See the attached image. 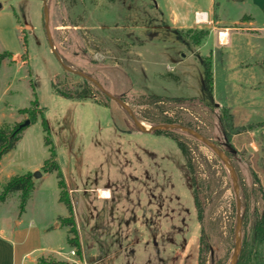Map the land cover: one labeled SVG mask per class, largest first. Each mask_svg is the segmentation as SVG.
<instances>
[{
    "label": "rangeland",
    "instance_id": "obj_1",
    "mask_svg": "<svg viewBox=\"0 0 264 264\" xmlns=\"http://www.w3.org/2000/svg\"><path fill=\"white\" fill-rule=\"evenodd\" d=\"M46 2L49 35L67 67L96 80L125 103L141 125L171 118L191 125L228 154L238 176L241 239L249 242L251 228L264 210V120L226 142L220 107L214 101L222 92L220 73L217 70L213 98L205 76L206 48L198 50L199 44L191 41L202 40L206 29L171 22L164 14L163 0ZM217 2V13L230 19L241 12L225 0ZM4 52L15 58H6L0 67L1 125L25 121L27 115L18 110L33 109L34 99L42 113L25 126L14 148L3 156L0 193L10 172L30 173L39 180L33 174L43 171L33 168L51 157L64 183L111 188L107 200L87 190L69 193L66 188L79 247L68 242L73 233L68 232L70 226L60 224L61 218L57 219L60 227H48V235L59 251L75 261L42 258L44 264H198L199 259L205 264H228L234 246L235 194L228 169L212 151L182 131H164L188 148L190 174L172 139L139 131L118 103L90 81L63 69L47 42L43 0H0V54ZM7 84L9 93L4 92ZM84 91L87 96L76 99ZM155 95L160 102H151ZM248 114L252 122L262 116ZM53 181L51 177L43 192L32 195L23 217L26 222L45 223L60 212L53 199ZM194 190L202 209L201 223ZM18 205V193L0 203V226L13 225L20 214ZM61 208L67 212L64 204ZM105 252L112 253L108 260Z\"/></svg>",
    "mask_w": 264,
    "mask_h": 264
},
{
    "label": "crops",
    "instance_id": "obj_2",
    "mask_svg": "<svg viewBox=\"0 0 264 264\" xmlns=\"http://www.w3.org/2000/svg\"><path fill=\"white\" fill-rule=\"evenodd\" d=\"M204 1L205 3L201 5L196 0H163L164 14L171 22L177 21L182 27L208 30L207 37L197 49L205 47L207 58L210 61L212 78L210 93L214 98L218 70L221 77L218 84L222 92L220 99L214 98V101L218 103L217 106L220 109L226 108L230 112L233 124L236 122L241 126L253 125L250 129L253 130L259 127V123L264 120V0H225L241 9L240 14L233 19L228 18L222 12L217 13V6H219L217 0ZM196 13L204 15L201 22L195 20ZM19 27L17 25L18 31ZM222 33L226 34L224 42L220 41ZM14 58L15 55H12L13 60ZM4 65L5 60L2 61L0 67ZM4 92H10L9 84L5 86ZM247 112H257L262 116L259 120L252 122ZM14 121L17 122L15 118ZM1 123L3 122H0V125ZM250 130L232 136H239ZM3 159L4 157L0 161V170ZM41 168L42 165L35 166L32 171H39ZM14 175L23 174L10 172L5 179ZM51 177H54L53 199L59 204L60 212L51 216L45 223L26 222L23 217L32 195L38 190L43 192L44 183ZM33 183L34 188L23 212L13 220L11 227L8 222L0 226V264H38L42 258H53L56 263L69 258L67 254L59 251L52 241H49L52 237L48 235L50 225L53 229H57L60 227L57 219L69 216L68 211L66 210L65 213L61 208L63 203L59 201L60 189L56 173L41 172L39 180L33 179ZM70 183H65L69 193L87 190L88 193L95 194L97 197L100 191H106L108 195L99 198L107 200L111 197L110 186H101L96 183L88 186L82 183ZM111 254L105 252V258L108 260Z\"/></svg>",
    "mask_w": 264,
    "mask_h": 264
},
{
    "label": "trees",
    "instance_id": "obj_3",
    "mask_svg": "<svg viewBox=\"0 0 264 264\" xmlns=\"http://www.w3.org/2000/svg\"><path fill=\"white\" fill-rule=\"evenodd\" d=\"M202 34H203L202 40L204 41L208 35V30L203 31ZM202 40L200 38L191 39L192 44L194 45H197V44L200 45L203 42ZM11 56L12 55L8 52H4L0 54V66L3 60H5L6 58H11ZM205 68H206L205 76H206L207 87H208L209 92H211L212 78H211L209 60L206 61ZM82 94L83 95L77 97L76 99H82L85 96H87L88 93L84 91ZM150 99L152 100L151 101L152 103L161 101L160 96H156V95L151 96ZM174 100L182 101V98H176ZM30 103H31L30 106L31 107L33 106V109H30V107L19 109L18 114H26L27 120H29V123H32L36 120L37 116H41L42 112L37 104L36 99L32 100ZM219 121L221 122L224 128L223 135H224L226 142H228L230 136L234 134H239L241 132H244V131H247L253 128V125H248L240 129H237L236 127H234L232 116L226 108L220 109ZM23 122L24 120L22 122L14 124L12 127H9L7 125H0V161L5 154H7L10 150L14 148L15 144L19 140L20 134L25 129V126H21ZM160 124H177V122L171 118L164 117L160 121ZM42 126H43V132L45 133V145L49 146L50 141L47 136L48 128H47V124L45 120L43 119H42ZM186 126L189 128L192 127L191 125H188V124ZM258 126H261V125L259 124ZM155 133L158 135L163 134L164 136L169 137L175 142L176 146L178 147V149L180 150L181 154L184 157L189 173L192 174L193 172H192V166H191V162L189 158V151L186 145L180 140H178L177 138L171 136L169 132L156 131ZM226 155L228 156L227 153ZM41 169L43 173H53V172L56 173V177L58 179V187L60 189L59 201L65 205L68 211V214H69V217L60 219V224L71 227V230L68 232L73 233V239L68 238L67 240L70 244L78 248L79 244L77 240V233L75 229L74 219L72 217L71 203L68 197L65 183L63 181L58 164L55 161V158L51 157L49 160H46L44 164L42 165ZM191 181L193 182V178L191 179ZM33 188H34V183H33V179L30 173L11 176L2 186L1 193H0V203L4 202L10 194L18 193V197H19L18 209H19V212L21 213L24 210L26 202ZM193 197H194L195 208L197 211V220L199 223H201L202 209H201L199 198L197 196V192L195 190L193 191ZM240 201H241V198H240ZM242 224H243V217L241 216V230H242ZM201 232H202V228H201ZM202 236L203 235H201L200 241H202V238H203ZM250 262H254L255 264H264V210L257 217V219L255 220L251 228V237H250L249 242H246V240L242 241L241 239V246H240V251H239L236 264H246ZM38 264H44V263L42 262V260H40ZM45 264H54V263H45ZM198 264H205V261L199 259Z\"/></svg>",
    "mask_w": 264,
    "mask_h": 264
},
{
    "label": "water",
    "instance_id": "obj_4",
    "mask_svg": "<svg viewBox=\"0 0 264 264\" xmlns=\"http://www.w3.org/2000/svg\"><path fill=\"white\" fill-rule=\"evenodd\" d=\"M43 21H44V30H45L48 45H49L50 50L52 51L53 55L55 56L56 60L61 65V67L68 72L77 74V75L81 76L82 78L90 81L98 89H100V91L107 98L118 103L129 114V116L132 119V123L134 124V126L139 131L144 132V133H153L156 131H166V130L182 131V132L188 134L189 136H191L192 138H194L195 140H197L198 142H200L201 144H203L204 146H206L219 159V161L228 169L230 176H231V179H232V183H233V191L235 194V208H236V220H235V227H234V246H233V252H232V255H231V258H230L228 264H236L237 259H238V255H239V251H240V246H241V201H240V196H239L238 176H237V173H236L233 165L231 164V162L229 160V157L226 155V153L224 151H222L219 147H217L209 139H207L205 136H203L199 132H197L194 129H191L187 126H183L180 124H157V125L150 126L149 129H146L143 125H141L138 122L136 117L133 115L131 109L125 103H123L120 99H118V98L114 97L113 95L109 94L108 92H106L102 88V86L96 80H94L92 77H90L84 73L74 71V70L70 69L69 67H67L62 62L61 58L59 57V55L57 54V52L55 51V49L53 47V43H52L50 35H49V26H48L49 18H48V9H47L46 0H43ZM28 124H29V120L26 119L21 124V126H27ZM40 176H41L40 172H35L33 174L34 178H38Z\"/></svg>",
    "mask_w": 264,
    "mask_h": 264
},
{
    "label": "bare ground",
    "instance_id": "obj_5",
    "mask_svg": "<svg viewBox=\"0 0 264 264\" xmlns=\"http://www.w3.org/2000/svg\"><path fill=\"white\" fill-rule=\"evenodd\" d=\"M225 39H226V34H225V33H222V34L220 35V41H221V42H224ZM144 127H145L146 129H149V128H150V126H145V125H144ZM96 193H97V192H96ZM99 195H100L101 197H106V196L108 195V193H107L106 191H100V192H99ZM106 199H107V198H106Z\"/></svg>",
    "mask_w": 264,
    "mask_h": 264
},
{
    "label": "built area",
    "instance_id": "obj_6",
    "mask_svg": "<svg viewBox=\"0 0 264 264\" xmlns=\"http://www.w3.org/2000/svg\"><path fill=\"white\" fill-rule=\"evenodd\" d=\"M203 16L204 15H202V14H195V20L197 21V22H201L202 21V19H203ZM70 255H74V251H70Z\"/></svg>",
    "mask_w": 264,
    "mask_h": 264
}]
</instances>
